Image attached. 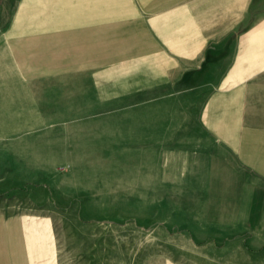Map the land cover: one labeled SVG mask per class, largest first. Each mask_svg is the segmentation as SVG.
<instances>
[{
    "label": "crops",
    "instance_id": "obj_1",
    "mask_svg": "<svg viewBox=\"0 0 264 264\" xmlns=\"http://www.w3.org/2000/svg\"><path fill=\"white\" fill-rule=\"evenodd\" d=\"M14 1L2 39L22 89L10 92L32 76L55 87L71 55H100L81 69L99 72L119 125L164 136L163 178H213L232 243L264 251V0ZM0 264H61L53 220L0 205Z\"/></svg>",
    "mask_w": 264,
    "mask_h": 264
},
{
    "label": "rangeland",
    "instance_id": "obj_2",
    "mask_svg": "<svg viewBox=\"0 0 264 264\" xmlns=\"http://www.w3.org/2000/svg\"><path fill=\"white\" fill-rule=\"evenodd\" d=\"M14 3L0 0V205L51 218L61 264H264L224 229L218 182L163 178L164 136L150 144L118 124L99 72L81 69L89 57L99 68L100 55H71L77 68L55 87L32 76L27 94L10 92L22 89L2 39Z\"/></svg>",
    "mask_w": 264,
    "mask_h": 264
}]
</instances>
